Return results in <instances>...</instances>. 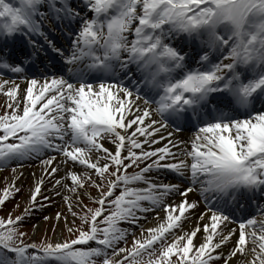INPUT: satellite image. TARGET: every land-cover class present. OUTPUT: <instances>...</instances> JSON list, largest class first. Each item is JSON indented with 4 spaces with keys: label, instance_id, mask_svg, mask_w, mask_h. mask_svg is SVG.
I'll use <instances>...</instances> for the list:
<instances>
[{
    "label": "snow or ice",
    "instance_id": "snow-or-ice-1",
    "mask_svg": "<svg viewBox=\"0 0 264 264\" xmlns=\"http://www.w3.org/2000/svg\"><path fill=\"white\" fill-rule=\"evenodd\" d=\"M0 72V264H264V0H0Z\"/></svg>",
    "mask_w": 264,
    "mask_h": 264
},
{
    "label": "rangeland",
    "instance_id": "rangeland-1",
    "mask_svg": "<svg viewBox=\"0 0 264 264\" xmlns=\"http://www.w3.org/2000/svg\"><path fill=\"white\" fill-rule=\"evenodd\" d=\"M2 111H3V108L0 107V112H2ZM33 162H35V161H33ZM33 162H31L32 167L34 166ZM26 168L29 170L31 167H26ZM6 171L7 170L0 171V185H2L4 183L3 177H4V175H6ZM30 181H31L30 179L25 180L23 175L17 181V184L20 186V194L19 195H20L21 199L27 193ZM45 188H47V184L45 185ZM45 195H47V193H45ZM53 199H54V204L51 207L45 208L46 213L51 214L55 211H63L60 198L54 197ZM15 204H16V200H14V199H9L6 203H2L1 204L2 208H0V216H4L5 213H7L9 211L11 212L12 215L18 214L23 209V203L21 202L19 208L14 207ZM43 214L44 213H33V218L38 219L39 216H41ZM77 223H78V221H77ZM140 223H145V221L141 220ZM63 224H64V221H63V219H61L59 224L57 225V228L58 229L61 228L63 226ZM147 226H148V224H145V227H147ZM24 228H26V229L28 228L27 222L24 224ZM44 228H45V222L40 221V227L38 229H35L36 236L33 238L35 239V238L41 236L44 232ZM29 231H31V229H29ZM48 232L52 233V222L51 221L48 222ZM64 234L67 235V233H64ZM55 235H56V233H53V236H55ZM215 264H220V261L219 260L215 261Z\"/></svg>",
    "mask_w": 264,
    "mask_h": 264
},
{
    "label": "bare ground",
    "instance_id": "bare-ground-1",
    "mask_svg": "<svg viewBox=\"0 0 264 264\" xmlns=\"http://www.w3.org/2000/svg\"><path fill=\"white\" fill-rule=\"evenodd\" d=\"M49 34H50V32H48ZM0 76H4V74H2L1 72H0ZM170 131V130H169ZM174 133V135H176V136H179L180 137V139L181 140H185V139H187V137L189 136L188 134H186V133H184V134H179V133H175V132H173ZM161 135H163V133H161ZM34 164V166L33 167H31L29 170L27 169V168H25L24 169V174H23V176H24V178H25V180L26 179H32V177H31V173H32V171H33V168L35 167V162H33ZM197 193L196 192H192V193H190V195H189V199L191 200V199H193V198H196L197 197ZM177 199H179V197L177 196ZM185 227H187V222H185Z\"/></svg>",
    "mask_w": 264,
    "mask_h": 264
}]
</instances>
